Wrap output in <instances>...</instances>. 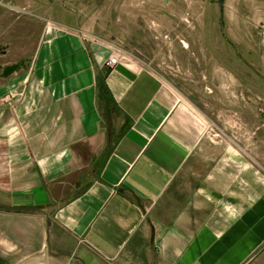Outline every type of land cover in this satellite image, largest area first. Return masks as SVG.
Segmentation results:
<instances>
[{
	"label": "crops",
	"instance_id": "1",
	"mask_svg": "<svg viewBox=\"0 0 264 264\" xmlns=\"http://www.w3.org/2000/svg\"><path fill=\"white\" fill-rule=\"evenodd\" d=\"M119 41L50 21L32 67L0 83V264H264L260 135L252 159L247 134L244 149L205 133L136 60L150 44Z\"/></svg>",
	"mask_w": 264,
	"mask_h": 264
},
{
	"label": "rangeland",
	"instance_id": "2",
	"mask_svg": "<svg viewBox=\"0 0 264 264\" xmlns=\"http://www.w3.org/2000/svg\"><path fill=\"white\" fill-rule=\"evenodd\" d=\"M18 2L28 3L0 0V83L12 82L32 67L50 21L72 22L124 45L130 40L134 49L147 42L152 52L135 55L138 63L176 87L206 121L208 134L244 149L234 133L247 134L252 159V137L260 135L264 166V0H35L34 11ZM180 39L189 44L187 51ZM13 63L20 67L4 76L3 68ZM216 68L239 83L224 87L221 100L204 80L205 70Z\"/></svg>",
	"mask_w": 264,
	"mask_h": 264
},
{
	"label": "bare ground",
	"instance_id": "3",
	"mask_svg": "<svg viewBox=\"0 0 264 264\" xmlns=\"http://www.w3.org/2000/svg\"><path fill=\"white\" fill-rule=\"evenodd\" d=\"M180 42H181L183 47H187L188 46V44H187V42L185 40H183V39L181 40L180 39ZM215 77L217 78L218 82H220V84L223 87H225V88H226L227 85L232 84V82L234 83V86L235 85H239V83H237L236 80L233 78V75L230 72H227L226 70H224L223 68H216Z\"/></svg>",
	"mask_w": 264,
	"mask_h": 264
},
{
	"label": "built area",
	"instance_id": "4",
	"mask_svg": "<svg viewBox=\"0 0 264 264\" xmlns=\"http://www.w3.org/2000/svg\"><path fill=\"white\" fill-rule=\"evenodd\" d=\"M118 60H119V54L117 53H112L110 55V57L106 60L105 64L112 67L114 65H116L118 63ZM201 120L202 122L205 124L206 121H204V119L202 118L201 116ZM204 130H205V126H204ZM205 132H207V130H205Z\"/></svg>",
	"mask_w": 264,
	"mask_h": 264
},
{
	"label": "trees",
	"instance_id": "5",
	"mask_svg": "<svg viewBox=\"0 0 264 264\" xmlns=\"http://www.w3.org/2000/svg\"><path fill=\"white\" fill-rule=\"evenodd\" d=\"M19 67H20V63H13L11 65H7V66H5L3 68L2 73L4 74V76L9 75L10 73H12L13 71H15Z\"/></svg>",
	"mask_w": 264,
	"mask_h": 264
},
{
	"label": "water",
	"instance_id": "6",
	"mask_svg": "<svg viewBox=\"0 0 264 264\" xmlns=\"http://www.w3.org/2000/svg\"><path fill=\"white\" fill-rule=\"evenodd\" d=\"M5 208H8V209H22V210H27V209H31L33 207H23V206H3Z\"/></svg>",
	"mask_w": 264,
	"mask_h": 264
}]
</instances>
